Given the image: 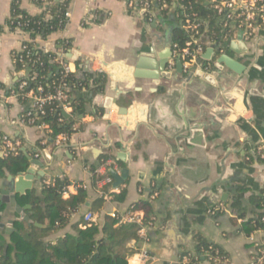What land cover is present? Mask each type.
<instances>
[{
    "label": "crops",
    "instance_id": "1",
    "mask_svg": "<svg viewBox=\"0 0 264 264\" xmlns=\"http://www.w3.org/2000/svg\"><path fill=\"white\" fill-rule=\"evenodd\" d=\"M17 1L28 14L40 13V7L32 0ZM12 2L0 0V25L3 26L0 32V137L7 135L19 142L20 150L39 161L38 165H29L35 178L43 173L32 191L39 192L43 182L53 184L56 180H66L70 194L77 191L73 183H79L88 193L87 202L71 216L69 224L51 231L45 240L55 242L73 232L72 226L84 213L91 212L98 223L111 212L123 214L131 204L146 199L155 185L159 195L153 201L155 222L148 231L147 245L153 259L147 264H178L166 259L172 256L174 247H191L196 234L220 245L228 254L227 264H250L254 246L241 231L242 219L229 211L228 201L236 194L234 188H241L237 192L248 218L254 211L250 198L264 192V159L256 152L258 146L264 148V30L258 31L251 41L243 40L245 46L241 44V47L246 52L238 53L226 45L238 33L223 37L220 33H208L205 27L199 56L203 66L197 63L193 72L198 73L204 66L210 68L206 56L213 53L216 56L227 53L247 65V70L240 77L231 76L226 83L220 78V87H225L228 97L194 76L185 87L183 101L172 80L134 75L142 55L157 61L167 52L170 38L183 29L176 15L164 18L154 10L157 22L153 28L154 18L149 19L140 8H127L123 0H70L66 25L45 40L36 39L39 47L55 53L56 61L66 62L70 72L86 84L75 95L83 99L85 113L81 116L80 111L76 116L75 132L62 144H56L46 131L21 123L25 105L10 94V89L26 73L16 70L12 54L20 50L23 42L29 41L27 33L6 26ZM89 13L103 19L84 24ZM99 69L106 77L102 89L92 82ZM140 70L149 71L147 67ZM166 70L170 71L168 67ZM114 99L116 106L112 103ZM118 107L128 108L129 113L119 114ZM149 116L151 123H147ZM138 123L142 124L138 126ZM186 126L187 131L179 130ZM193 128L198 130L193 133L190 130ZM127 143L131 147L126 152V161H121L117 154ZM106 159L111 163L102 175H109L110 169L119 174L125 166L128 168L127 180L114 192L126 190L123 202L113 201L114 193L102 198L93 184L92 169L100 167ZM7 176L0 180V190L6 189L3 181ZM113 182L112 179L102 190L110 192L115 188ZM224 194L226 202L219 203L229 213H208V205ZM18 198L16 195L9 203H2L0 222L15 220L18 216L15 205H26H20ZM100 198L102 203L92 209ZM168 223L172 235L163 240ZM1 230L8 240L11 233ZM252 236L263 240L264 231ZM132 240L126 244L129 251L125 259L127 264H140L136 248L140 249L143 244L139 240L133 244Z\"/></svg>",
    "mask_w": 264,
    "mask_h": 264
},
{
    "label": "trees",
    "instance_id": "2",
    "mask_svg": "<svg viewBox=\"0 0 264 264\" xmlns=\"http://www.w3.org/2000/svg\"><path fill=\"white\" fill-rule=\"evenodd\" d=\"M32 0L40 7V13L30 15L20 8L17 0H13L10 6V15L6 21V26L10 30H18L29 35V41L23 42V50L14 52L12 59L17 71H22V63L14 61L17 56H22L23 63L27 67V75H23L19 80L28 79V85L23 90H17V98L24 103V114L30 108V100L27 92L31 89L34 94L53 93L55 89L65 83L67 85L66 94L72 107L71 114L66 117L59 107L57 101H51L45 106V113L39 115L36 123L48 125V137L52 140L56 136L63 134L70 136L75 132V119L78 113L83 112L84 102L79 96H75L85 82L78 80L74 74L65 73L62 66L56 61L53 52L44 51L36 39L45 40L50 34L61 30L65 25L63 14L68 7L70 0ZM168 1V9L161 10L158 16L164 18L170 14L182 19L184 15H196L197 18L206 22L208 33H219L220 27L217 24V17L211 12L203 0H173ZM160 1L152 0L151 7L157 10ZM105 17V16H104ZM102 16L94 18L92 22H100ZM202 29V28H201ZM3 26L0 25V32ZM188 40V33L185 30H177L173 34V42L184 46ZM27 76V77H26ZM15 84V88L18 85ZM92 82L102 89L106 83L103 73H94ZM40 86L42 90L37 91ZM106 158V157H105ZM103 158V159H105ZM30 165L29 157L18 150L15 155L0 157V180L7 175L17 176L25 173ZM95 168L92 169V172ZM99 177L93 173V184ZM67 185V181L56 180L53 184L43 183L39 192L29 191L25 196L17 199L20 205L26 204L30 208V218L39 224L46 225L44 228L29 227L27 222H15V231L9 236V241L0 229V264H127L125 255L129 251L126 244L129 240H139V224L135 222H122L120 217L112 218L105 216L102 222H91L85 228H80L83 217L72 226L73 232L66 233L55 242L46 241L45 237L56 229L66 227L72 215L78 213L87 202L88 193L85 187L76 183L77 191L70 194L68 198L62 197V190ZM153 189H156L153 185ZM152 189V190H153ZM126 198V190L112 194V200L123 202ZM103 199H98L92 205H100ZM154 202L149 199H142L130 205L128 209L143 211L144 222H155L153 211ZM250 204L254 206L252 216L246 218V211L241 207V203L236 201L234 207L238 208L236 218L242 219L241 231L250 236L256 231H264V192L250 198ZM4 209V204L0 202V212ZM40 234L42 239L34 238ZM6 247L5 251L4 248ZM195 259L192 263L199 264L202 261H209V264H227L219 261L225 258L228 261V254L218 244L209 241L205 236L196 234L194 236L193 250L190 252ZM185 254V253H183ZM264 264V262H263Z\"/></svg>",
    "mask_w": 264,
    "mask_h": 264
},
{
    "label": "built area",
    "instance_id": "3",
    "mask_svg": "<svg viewBox=\"0 0 264 264\" xmlns=\"http://www.w3.org/2000/svg\"><path fill=\"white\" fill-rule=\"evenodd\" d=\"M127 8H140L148 15L149 19L154 18L153 11L155 10L151 7L152 0H123ZM160 1V6H158L157 10L160 12L161 10L168 9V1L167 0H158ZM174 3H177L178 0H173ZM205 4L209 7L211 12L217 17V24L222 31L227 34H231L235 36L236 33H241L244 41H251L257 35V32L260 30H264V0H203ZM207 2V3H206ZM44 5L49 3L46 0H43ZM65 25L67 23L68 18L70 17V10L67 7L63 14ZM94 13H89L88 16L84 19V24L91 23L94 19ZM183 30L188 33V40L185 41L184 46H180L176 42H172L171 45V57L168 61L167 67L170 71H173L175 68L176 59H180L182 63V69L184 73H187L189 70L197 66V61L200 56L202 50L201 37L206 27V22L202 19L196 17L195 14L192 16L184 15V18L180 19ZM64 25V26H65ZM202 28V29H201ZM20 50H23L21 46ZM19 50V51H20ZM14 61H18L22 63V71L26 72L27 75V67H25V63H23L22 56H17ZM65 73H71L69 65L66 62H61ZM97 73H102V69L97 70ZM27 77V76H26ZM29 80L34 79V76H28ZM28 79H24L18 82L17 87H12L10 89V94L13 96L17 95V90H23L28 85ZM42 88L40 86L37 87V91H41ZM67 85L63 83L59 85L53 93L46 94H34V90L31 89L27 92V97L30 98V108L21 115L20 121L22 124L35 127L37 129L49 132L48 125L41 122L36 123L39 115L45 113V106L51 101H57L59 103V107L63 113L68 115L72 112V107L68 101V95L66 94ZM69 136L60 134L55 137L54 142L56 144H62L65 142ZM20 149L19 142L10 139L7 135H3L0 137V155L1 157L7 155H15L18 153ZM256 152L260 158L264 159V148L262 146H258L256 148ZM110 160L106 159L103 161L100 167L96 168L94 173L99 177L95 186L98 190V194L102 198H108L109 194H112L119 189L116 187L112 189L110 192H104L102 188L105 185L111 183L112 178L109 175H102L103 169L109 166ZM47 183V182H43ZM75 188H77L76 183H73ZM153 187V185H152ZM70 195V191L68 186L66 185L62 190V197H68ZM159 195V191L157 189H153L151 193H149L146 199L154 201ZM208 213L222 214L229 213L227 207L223 203H217L208 208ZM109 216L112 218L120 217L122 222H135L139 224L138 229V237L139 241L143 244L140 249L136 248V255L138 256V261L140 264H147L153 257L150 255L147 245L150 241L148 231L154 226V222H144L143 221V211H137L128 209L123 214H117L115 212L109 213ZM95 223V216L91 212L84 213L83 215V223L80 224V228H85L86 224ZM262 231V230H259ZM258 232V231H256ZM255 233V232H254ZM253 233V234H254ZM252 244L254 246V258L250 264H263L264 262V239L256 240L252 234L249 236ZM132 243H137V240L133 239ZM195 259L194 255L191 253H185L178 257V264H195L192 263V260ZM219 261L222 263L227 262V259L220 258ZM209 264V261H206Z\"/></svg>",
    "mask_w": 264,
    "mask_h": 264
},
{
    "label": "water",
    "instance_id": "4",
    "mask_svg": "<svg viewBox=\"0 0 264 264\" xmlns=\"http://www.w3.org/2000/svg\"><path fill=\"white\" fill-rule=\"evenodd\" d=\"M207 3V2H206ZM156 18L154 15V22L152 24V27H156ZM173 39L170 38L169 44L167 46V52L164 53V56H162L160 59L157 61L150 60L148 57L146 58L144 55H142L137 63H136V71L134 72L135 77H144L148 79H158L159 77H162L167 80H172L175 83V86L179 88L177 90V94L180 95V98L184 101L185 97V87L187 86L188 82L192 79V77L197 76L199 77L204 83L207 85H210L214 87L215 89H219L224 97H228L225 95V87L222 89L220 87V78L224 80H228L231 76H242L246 70H247V65L242 63L241 61H238L234 58H232L230 55L227 53H223L219 56H216V53H213V55H207L206 58H208L210 62V68L204 70H199L198 73H194L193 71L184 73L182 69V63L180 59H176L175 62V70L174 71H168L166 70L168 60L171 57V45H172ZM241 44L245 46V43L242 38V34L238 33L235 37L231 38L227 42V46L230 50H235L238 53H245L246 50L245 48L241 47ZM240 46V47H239ZM241 51H239L240 49ZM68 57V55H67ZM197 63L201 66H203L202 59L199 58ZM148 68L149 71L146 73L144 71H141V68ZM224 72V73H222ZM226 83V82H225ZM112 103L116 106V99L112 101ZM118 113L119 114H126L129 113V109L125 107H118ZM108 111V110H107ZM85 112L81 113V116ZM132 114V112H131ZM66 117L69 115L64 113ZM133 115V114H132ZM80 116V117H81ZM105 118H108V114H105ZM147 123H151V117L147 118ZM142 123H138V126ZM189 129L188 126L184 128H179L181 131H187ZM194 133L198 129H190ZM180 131V132H181ZM131 147L130 143H127L122 146L120 152L117 154V158L120 159L121 161H126V152H128L129 148ZM25 153V152H24ZM26 154V153H25ZM1 157V155H0ZM30 164L32 165H38L39 161L36 158L29 157ZM39 175H43V173H39ZM109 175L110 177L114 180L113 186L116 188L120 186L122 183H124L127 178H128V168L125 166L119 174H117L113 169L109 170ZM38 176L37 178L34 177V170L33 168L29 167L25 173L19 174L17 176H12L8 175L7 178L3 181V186L6 189H1L0 190V202L1 203H9L11 199H14L15 196H25L27 192L31 191L33 188H36L37 182L41 179L42 177ZM236 190V194H234L233 198L228 201V208L231 213H234L235 215L238 213V208L234 207V203L238 201L242 205V198L241 195L238 194L237 191L241 190V188H234ZM10 190H12V193H10ZM233 190V188H232ZM226 194L223 195V197L219 199H215L211 204L208 206L211 207L219 202H226ZM29 205H25L24 207H20L18 205H15V211L18 213V216L15 218L14 221L21 222L25 221L27 222L28 226H35V227H43L42 224H39L38 222L33 221L30 218V212H25V209H29ZM12 220L8 221L7 223H2L0 222V228L4 229L5 233L10 234L14 232V227H13V222ZM172 235L171 231V225L168 223L166 224V230L164 231L162 238L163 240L165 237ZM192 241V240H191ZM192 244V243H191ZM6 247L4 248L5 251ZM193 250V244L191 247L184 248L182 249L181 246L174 247L172 249V256L167 258L166 260L169 262H178V257L182 255L183 253L190 252Z\"/></svg>",
    "mask_w": 264,
    "mask_h": 264
},
{
    "label": "flooded vegetation",
    "instance_id": "5",
    "mask_svg": "<svg viewBox=\"0 0 264 264\" xmlns=\"http://www.w3.org/2000/svg\"><path fill=\"white\" fill-rule=\"evenodd\" d=\"M219 33L221 34V35H223V37H227L228 36V34L227 33H225V32H223L221 29H220V31H219ZM196 67H194V68H192L191 70H189L188 72H191V71H193V69H195ZM208 69L209 67L208 66H204V67H202V69L201 70H206V69Z\"/></svg>",
    "mask_w": 264,
    "mask_h": 264
},
{
    "label": "rangeland",
    "instance_id": "6",
    "mask_svg": "<svg viewBox=\"0 0 264 264\" xmlns=\"http://www.w3.org/2000/svg\"><path fill=\"white\" fill-rule=\"evenodd\" d=\"M34 238L42 239V236H41L40 234H36V235L34 236Z\"/></svg>",
    "mask_w": 264,
    "mask_h": 264
}]
</instances>
